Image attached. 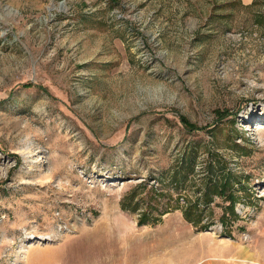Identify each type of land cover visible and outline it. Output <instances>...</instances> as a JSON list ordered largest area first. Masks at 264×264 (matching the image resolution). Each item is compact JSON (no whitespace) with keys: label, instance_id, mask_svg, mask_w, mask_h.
I'll return each mask as SVG.
<instances>
[{"label":"rangeland","instance_id":"374dc122","mask_svg":"<svg viewBox=\"0 0 264 264\" xmlns=\"http://www.w3.org/2000/svg\"><path fill=\"white\" fill-rule=\"evenodd\" d=\"M217 236L264 255V0H0V264H196Z\"/></svg>","mask_w":264,"mask_h":264},{"label":"crops","instance_id":"0c3cea01","mask_svg":"<svg viewBox=\"0 0 264 264\" xmlns=\"http://www.w3.org/2000/svg\"><path fill=\"white\" fill-rule=\"evenodd\" d=\"M232 240L217 236L208 253L200 256L196 264H264V255L242 241Z\"/></svg>","mask_w":264,"mask_h":264},{"label":"trees","instance_id":"16d2710c","mask_svg":"<svg viewBox=\"0 0 264 264\" xmlns=\"http://www.w3.org/2000/svg\"><path fill=\"white\" fill-rule=\"evenodd\" d=\"M111 1H116V0H111ZM181 120L184 124V126L193 131V130H198L199 127L197 126L196 123L190 121L187 117L185 116H181ZM197 153L196 150L193 149V147L189 150L186 149L183 152V156H182V163L180 166L185 167L187 169H191L194 170V162L193 159L195 157V154ZM220 165V162H218ZM220 170L219 171H215L213 172V169H210L211 173V177H209V180H214V182L212 183V190L215 193H218L221 196H224L227 200H228V207L231 210V212L236 215L235 213V204L236 201L238 200V195H236L235 192V185L239 184L238 186L242 185L243 180L242 178H238L237 175L232 174L231 170H228L227 172L223 173V169L220 166ZM178 174H175V178L177 179ZM207 197V194L205 195ZM197 208L199 209V206L197 205ZM207 226V225H206ZM230 236H232L231 234H228Z\"/></svg>","mask_w":264,"mask_h":264},{"label":"bare ground","instance_id":"6f19581e","mask_svg":"<svg viewBox=\"0 0 264 264\" xmlns=\"http://www.w3.org/2000/svg\"><path fill=\"white\" fill-rule=\"evenodd\" d=\"M253 263V262H252ZM261 263V262H260Z\"/></svg>","mask_w":264,"mask_h":264}]
</instances>
